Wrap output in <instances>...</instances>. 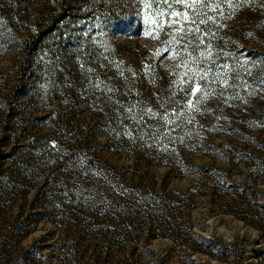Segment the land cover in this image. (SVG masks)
Instances as JSON below:
<instances>
[{
  "label": "rangeland",
  "instance_id": "obj_1",
  "mask_svg": "<svg viewBox=\"0 0 264 264\" xmlns=\"http://www.w3.org/2000/svg\"><path fill=\"white\" fill-rule=\"evenodd\" d=\"M148 2L0 0V264H264V0Z\"/></svg>",
  "mask_w": 264,
  "mask_h": 264
},
{
  "label": "snow or ice",
  "instance_id": "obj_2",
  "mask_svg": "<svg viewBox=\"0 0 264 264\" xmlns=\"http://www.w3.org/2000/svg\"><path fill=\"white\" fill-rule=\"evenodd\" d=\"M163 2L168 3L169 0H163ZM174 2L178 4H186V7L191 8L195 6L197 3H200L201 0H191V3H187V0H174ZM150 6H151V0H149V2L145 4L146 8ZM164 17H167V19H164ZM150 19H151V23L160 30H163L166 26L173 27L174 25H178V27L175 28L176 32H185V31H193V30L197 32L199 31L198 27L195 29H188L186 27L188 24H195V20L192 17H190L188 11H183V12L171 11L169 13L158 12L156 14H153L150 17ZM200 23H204V21L201 20ZM199 91H200V86L196 85L192 89V95L195 96Z\"/></svg>",
  "mask_w": 264,
  "mask_h": 264
},
{
  "label": "trees",
  "instance_id": "obj_3",
  "mask_svg": "<svg viewBox=\"0 0 264 264\" xmlns=\"http://www.w3.org/2000/svg\"><path fill=\"white\" fill-rule=\"evenodd\" d=\"M41 34H43V33H40L38 35H34L27 40L28 53L30 51H32L33 49L37 48V46L41 40ZM208 241L213 242L214 240H208Z\"/></svg>",
  "mask_w": 264,
  "mask_h": 264
}]
</instances>
